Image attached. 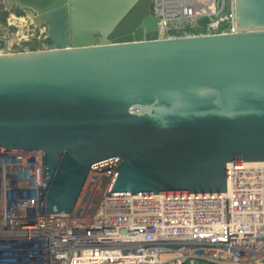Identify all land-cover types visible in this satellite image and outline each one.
I'll use <instances>...</instances> for the list:
<instances>
[{
  "label": "water",
  "instance_id": "obj_1",
  "mask_svg": "<svg viewBox=\"0 0 264 264\" xmlns=\"http://www.w3.org/2000/svg\"><path fill=\"white\" fill-rule=\"evenodd\" d=\"M1 5L47 29L11 52L0 25V152L41 153L40 216L75 212L95 171L108 197L212 194L264 162V0H235L234 34L172 39L152 0Z\"/></svg>",
  "mask_w": 264,
  "mask_h": 264
},
{
  "label": "built area",
  "instance_id": "obj_2",
  "mask_svg": "<svg viewBox=\"0 0 264 264\" xmlns=\"http://www.w3.org/2000/svg\"><path fill=\"white\" fill-rule=\"evenodd\" d=\"M152 10L160 39L237 28L235 0H152ZM29 18L9 22L11 52L46 42ZM112 177L95 171L75 212L40 216L41 153L0 152V264H264V162L231 164L227 193L108 197Z\"/></svg>",
  "mask_w": 264,
  "mask_h": 264
},
{
  "label": "rangeland",
  "instance_id": "obj_3",
  "mask_svg": "<svg viewBox=\"0 0 264 264\" xmlns=\"http://www.w3.org/2000/svg\"><path fill=\"white\" fill-rule=\"evenodd\" d=\"M3 5L0 6V25L3 26V30H5L4 36H6V38L9 36V32L10 34L14 31L10 30L9 28H11V26H9V22L11 24L17 25V18H24V17H30L25 13H22L20 10H18L17 8H7V7H2ZM12 16V17H11ZM29 19H33L32 17H30ZM13 26V25H12ZM14 28V26H13ZM16 43V42H15ZM25 46L28 50H39L42 49L45 45L44 44H40L37 41H30V42H25ZM3 45V42L0 43V46ZM22 46L24 45V43L21 44ZM12 46V44H11ZM3 47V46H2ZM17 49V47L15 48ZM0 52L1 48H0Z\"/></svg>",
  "mask_w": 264,
  "mask_h": 264
},
{
  "label": "bare ground",
  "instance_id": "obj_4",
  "mask_svg": "<svg viewBox=\"0 0 264 264\" xmlns=\"http://www.w3.org/2000/svg\"><path fill=\"white\" fill-rule=\"evenodd\" d=\"M255 264H259V263H258V258L255 260Z\"/></svg>",
  "mask_w": 264,
  "mask_h": 264
},
{
  "label": "flooded vegetation",
  "instance_id": "obj_5",
  "mask_svg": "<svg viewBox=\"0 0 264 264\" xmlns=\"http://www.w3.org/2000/svg\"><path fill=\"white\" fill-rule=\"evenodd\" d=\"M4 6L7 7L6 5H3L2 7H4Z\"/></svg>",
  "mask_w": 264,
  "mask_h": 264
}]
</instances>
